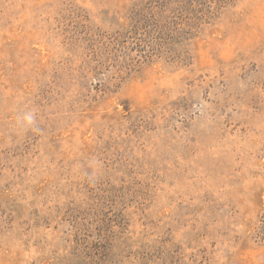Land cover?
Wrapping results in <instances>:
<instances>
[{
	"label": "rangeland",
	"instance_id": "rangeland-1",
	"mask_svg": "<svg viewBox=\"0 0 264 264\" xmlns=\"http://www.w3.org/2000/svg\"><path fill=\"white\" fill-rule=\"evenodd\" d=\"M0 264H264V0H0Z\"/></svg>",
	"mask_w": 264,
	"mask_h": 264
},
{
	"label": "clouds",
	"instance_id": "clouds-1",
	"mask_svg": "<svg viewBox=\"0 0 264 264\" xmlns=\"http://www.w3.org/2000/svg\"><path fill=\"white\" fill-rule=\"evenodd\" d=\"M26 119H27V123H28L29 125H31V124L34 122V115L31 114V113H29V114L27 115Z\"/></svg>",
	"mask_w": 264,
	"mask_h": 264
}]
</instances>
